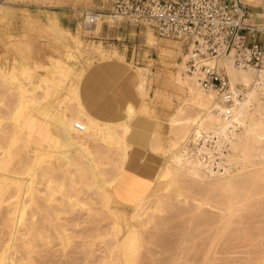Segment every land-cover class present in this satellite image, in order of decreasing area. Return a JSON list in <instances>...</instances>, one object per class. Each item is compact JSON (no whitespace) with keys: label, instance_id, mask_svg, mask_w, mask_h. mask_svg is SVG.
I'll use <instances>...</instances> for the list:
<instances>
[{"label":"rangeland","instance_id":"374dc122","mask_svg":"<svg viewBox=\"0 0 264 264\" xmlns=\"http://www.w3.org/2000/svg\"><path fill=\"white\" fill-rule=\"evenodd\" d=\"M112 1L0 0V264H264V200L245 207L217 241L200 234L205 218L193 222L183 200L166 198V186L157 193L160 210L135 217L142 192L168 165L173 115L198 108L189 103L186 80H193L180 41L166 40L173 48L161 49L153 72L134 65L129 48L100 39L105 22L118 21L103 17L82 28L85 13L106 12ZM147 27L155 45L159 37ZM133 67L145 82L141 99L128 81ZM93 78L119 117H98ZM98 178L107 188H98Z\"/></svg>","mask_w":264,"mask_h":264},{"label":"bare ground","instance_id":"6f19581e","mask_svg":"<svg viewBox=\"0 0 264 264\" xmlns=\"http://www.w3.org/2000/svg\"><path fill=\"white\" fill-rule=\"evenodd\" d=\"M179 43L183 45V42ZM185 59L187 61V54ZM220 65L225 67L232 87L238 84L246 87L243 96L235 101L232 117L230 119L224 117L226 106L218 94L213 91H205L198 82L197 76L188 73L194 81L186 80L190 90V102H188L195 105L198 112L196 115L189 112L187 108L182 107L183 104L182 108L173 115L170 122L174 137L166 150L169 159L168 165L161 170L158 182L147 185L146 191L142 192L139 201L138 198H135L138 201L135 206V217H140L141 220V217L145 215L146 208L160 210L163 198L157 193L163 191L162 186H166V198L175 202L183 200L186 206H189L187 207L192 221L197 218H205L204 221L198 223L200 228L201 226L205 228L200 231V234H206L213 241L224 238L233 219L238 217L245 207L264 200V77L252 67L239 68L235 66L229 57L221 59ZM186 66L184 68H187ZM139 69V67H134V72ZM179 77L181 78L180 75ZM133 78L138 93L144 97L146 92L144 80L139 75L138 77L133 76ZM199 88L206 97L199 94L197 90ZM126 107L129 109L127 111L128 119L134 117L132 104L130 103ZM123 128L126 130V127ZM114 135L116 138H122L123 132H116ZM224 148L228 150L227 154L223 153ZM152 149L157 152L161 150V146L154 143ZM77 151L79 152V149ZM215 151L221 152V158H214L213 152ZM257 156H260L262 160H257ZM124 161L121 158L120 170L124 168ZM231 161L235 162L234 169H230ZM104 167L102 166V168ZM105 168L107 169V167ZM96 181L98 188H107V182L104 179L98 178ZM106 257L108 258V256Z\"/></svg>","mask_w":264,"mask_h":264},{"label":"built area","instance_id":"2783aa9c","mask_svg":"<svg viewBox=\"0 0 264 264\" xmlns=\"http://www.w3.org/2000/svg\"><path fill=\"white\" fill-rule=\"evenodd\" d=\"M102 16L151 26L159 38L183 42L187 72L205 91L218 94L227 119L246 87L231 86L220 60L229 57L235 66L252 67L264 77V26L247 23L248 6L240 0H113L106 12L85 13L82 28L92 29Z\"/></svg>","mask_w":264,"mask_h":264},{"label":"crops","instance_id":"0c3cea01","mask_svg":"<svg viewBox=\"0 0 264 264\" xmlns=\"http://www.w3.org/2000/svg\"><path fill=\"white\" fill-rule=\"evenodd\" d=\"M241 2L245 3L248 6L249 11V18L247 23L251 26H255L257 28H261L264 26V0H240ZM263 15V16H262ZM114 26H111L108 22H105V28L101 33V38L105 44L108 46H114L118 50L125 51V48H129V50L135 53L133 57L134 65H139L143 68L151 67L155 68L153 72L157 71V68L160 66V56H161V49L167 47L168 49L172 50L173 46L167 44L166 40L163 38H157L155 40V45L149 42V36L153 33L152 28H148L146 25H136L132 24L127 21L113 23ZM156 33V32H155ZM260 39L262 37L260 36ZM179 43V42H177ZM182 45L181 43H179ZM183 52L186 53V49L184 44ZM138 52V53H137ZM173 58H180V54H173ZM162 65V64H161ZM134 70V67H133ZM132 70V71H133ZM119 68H114L113 71H110L117 76L119 73ZM134 71L130 75L128 81L129 84L134 88L138 97L139 96L135 85L132 84L131 78L133 77ZM94 84H96V89L98 94H91L90 91L94 88ZM105 86L98 83V80L91 79L90 84L88 86V91L91 95V99L96 102V113L99 118H116L115 116L119 117V110L109 106V96H105L102 90H104ZM95 90V89H94ZM109 97V99H108ZM102 112V115H101Z\"/></svg>","mask_w":264,"mask_h":264}]
</instances>
